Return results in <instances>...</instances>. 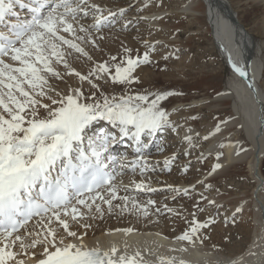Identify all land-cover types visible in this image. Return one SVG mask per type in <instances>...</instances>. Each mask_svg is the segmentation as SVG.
Segmentation results:
<instances>
[{
	"label": "snow or ice",
	"instance_id": "6c2138e0",
	"mask_svg": "<svg viewBox=\"0 0 264 264\" xmlns=\"http://www.w3.org/2000/svg\"><path fill=\"white\" fill-rule=\"evenodd\" d=\"M150 4L156 6L155 0H146L140 11ZM127 12L125 7L113 10L103 0H0V264H190L148 249L129 253L127 244L123 250L116 244L90 246L84 240L87 232L73 229L74 224L87 229L90 225L82 223L86 218H102L117 209L148 216L156 201L140 203L130 192L156 191L148 175L156 171L149 150L155 146L163 152L161 144H154L157 136L177 133L180 127L162 103L175 93L132 88L140 83L136 69L151 63L154 45L143 41L141 53L122 44L107 59H94L93 52H103L106 29L120 23L124 31L133 25ZM80 61L90 64L86 72L74 66ZM229 62L235 73L247 77L243 66ZM71 78L75 84L69 83ZM57 81L65 85L63 90ZM248 87L257 92L254 83ZM99 122L105 126L97 128ZM219 131L217 125L209 135ZM183 140L190 148L197 146L192 135ZM121 143L131 150V159L127 152L112 154V146ZM175 159V154L166 158L165 167ZM220 167L215 164L209 175ZM126 171L138 172L139 182H118ZM198 183L212 188L203 180ZM168 189L189 195L188 189ZM200 198L215 204L203 193ZM194 207L204 211L199 202ZM192 215L189 230L176 236L177 242L203 243L207 237L200 229L215 223L214 218L200 222Z\"/></svg>",
	"mask_w": 264,
	"mask_h": 264
},
{
	"label": "bare ground",
	"instance_id": "6f19581e",
	"mask_svg": "<svg viewBox=\"0 0 264 264\" xmlns=\"http://www.w3.org/2000/svg\"><path fill=\"white\" fill-rule=\"evenodd\" d=\"M170 1L173 0H164L165 3ZM144 2L146 0H130L127 3L128 5H124L128 9L127 18L134 20L133 25L124 30L127 33L131 32V35L121 31V25L117 23L115 29L118 31H112L111 33L114 38L113 40H108L109 44H111L109 46V53L114 54L116 50L121 51L122 44L133 49L145 50L143 41H148L149 44L154 45V51L151 52V55L158 58L159 52L156 53L155 49V46L158 44L164 43L165 47L169 46L171 50H175L181 46L186 52H191V42L196 38V35L204 34V38H212V53L218 51L223 63L232 69L230 81L222 86L223 80L220 78V74L207 72V74L199 76L194 75L189 79L193 82L187 85L183 79H176L177 76L181 75V72L168 70L169 68L167 70L161 68L164 70L162 76L167 77L163 80L167 91L175 92V95L169 96L162 103L166 109L189 103L190 106L186 107L187 113H192V111L188 110H195L197 112L199 109L212 108L209 117H206V121L204 120V125L194 121V118L190 114L187 117L179 118L177 121H174L176 117H172V121L177 125L181 124L176 135L172 134L173 132L171 131H167L166 138L171 133L172 135L170 136H176L180 140L176 141L181 142V147L186 148L187 151L194 154L196 149L190 148L183 140V136L185 134L192 135L193 141L203 139L204 136H209L208 140H204V146L199 150V154H195V157L199 155L197 157V165L207 174L211 172L215 164L219 163L221 167L211 175H207V184L213 185L209 191L199 187L198 191L193 193L194 195L189 193L190 195L184 197V200L178 204L179 212L183 214H181L180 220L174 221L166 217H160L161 219L158 220L159 217L155 216L152 220L145 221L146 218L154 216L153 209L149 207L148 216L135 212L136 218L134 220L131 219V221L128 219L127 221L124 218L127 214L133 217V212L125 211L122 214H116L119 217L115 218L116 220H114L113 225L110 223L101 225L109 220V214L105 213L102 218L96 217L93 220L92 225L94 226L86 231L87 235L84 237V240L90 246L96 245L97 242L102 248H109L113 244H116L122 250L125 244H127L129 253L137 249L141 251L148 249L158 255H174L178 258H183L189 261L190 264H231V261L241 259L243 264H264V239H262L264 238V178L259 172V162L264 156V124L261 121V117L264 115V89L262 87L264 81V60L261 59L264 56L262 51L264 47L262 44H258L256 36L249 32L241 22L239 14L231 0H185L183 4L173 6L170 10L168 8V10L159 9L154 11V9H146L140 11ZM106 6L113 10L123 7L120 4H117V6L116 4H106ZM154 16L162 17V19L153 20L152 17ZM167 16L188 18L189 20L185 27L193 26L194 24H198L200 27L196 28L197 33L195 35L189 36L187 42H178L179 36L175 32L180 31V29L174 30L177 29V26H167L164 24V19ZM138 17L140 19L137 21L136 18ZM143 26H146V28ZM150 29H157V32L154 33L155 31L152 32ZM149 30L152 33L148 32ZM165 51L167 52V49ZM95 55L97 59L102 58V54L95 53ZM230 59L246 69L248 74L246 78H241L233 71L232 64L229 62ZM163 64L161 60H156L155 65L158 67ZM74 66L82 72H86L90 67L89 64L80 65V62H76ZM152 80H145L146 82L144 83H151ZM250 82L254 83L257 88L255 94L248 87ZM56 83L61 90L65 88L63 83L59 81ZM69 83L75 84V78L69 79ZM199 87L202 88L198 90ZM85 88L87 90L86 86ZM200 91L204 92L201 94ZM180 94H183V99L179 97ZM257 96L259 100H257ZM222 121H226V123H222ZM104 124L101 125V122H99L96 127H103L105 126ZM217 125H219L220 131L216 132L215 135H209L215 131ZM188 129L192 131L188 132ZM196 133H199V136H196ZM160 136L158 135V138ZM173 147L175 148L176 145ZM112 149L119 150L116 147H112ZM166 150L170 151V149ZM176 151H180V149L171 150L170 153L172 154V152ZM123 152L117 156L123 155ZM129 154V159H131V153ZM168 154L166 153V155ZM180 155L182 153H179L177 156ZM207 158L211 160L208 163L204 162V159ZM242 167L247 168L248 176L254 182V187L251 191L249 193L244 191L247 189V187H244L240 188L243 192H237L236 194L221 193L215 195L214 192L219 191V183L211 179L218 176L223 181H230L233 177L241 178L242 171L238 172L236 176L230 173L228 169ZM157 170L160 169L157 168ZM162 170L165 171L166 169ZM130 172L126 171L123 176H119L117 181H125L129 177ZM185 177L178 179L180 181L176 183L171 182L172 180H168L167 182L169 184H178L180 188L182 186L185 189L184 186L192 185L194 182L193 180H186ZM151 181L156 183L153 179ZM200 193L208 196L211 200H215V204H212L214 209L216 207L221 208L220 214H223L226 220L229 219L232 213H238L251 222V225L240 224L236 229L230 228V230L224 233H219L218 236L216 234L214 236L217 239L216 241L223 242L230 235H234L237 238L249 236L248 241H241L236 244L231 242V244H228L229 253L211 249L198 240L195 245L188 244L187 242H177L175 237L186 231L193 220V216L189 217L186 214L190 212L191 208H195L194 205L197 202L199 204L202 202ZM136 196L144 198V195L140 193ZM104 207L107 208L106 205ZM237 208L241 210L237 212ZM118 211V209L115 210V212ZM211 213L212 210L207 212L206 218H201L197 209L195 219L199 221H203L202 219H204L205 221L209 219ZM127 228H131L133 231L131 233L116 231L117 229L122 230ZM73 229L76 230L77 228L73 227ZM172 229L175 231L173 232ZM79 232H85V228ZM229 239L231 240V238ZM185 247L187 251H171V249ZM145 255L149 259H155V255H148V253H145Z\"/></svg>",
	"mask_w": 264,
	"mask_h": 264
},
{
	"label": "rangeland",
	"instance_id": "374dc122",
	"mask_svg": "<svg viewBox=\"0 0 264 264\" xmlns=\"http://www.w3.org/2000/svg\"><path fill=\"white\" fill-rule=\"evenodd\" d=\"M105 1V2H104ZM130 0H103V2L105 4L108 5H112V4H120L123 7H126L124 5H128L127 3ZM185 0H173L170 1L168 3H165L164 0L162 2V6H159L161 3V0L158 2V0H155V5L153 6L152 4L149 5V8L147 10H159V9H167L173 6H179L181 4H183ZM234 8L236 9V11L239 14V18L241 20V22L246 26V28L249 30V32H251L252 34H254V36H256L257 38V42L258 44H262V46L264 47V0H231ZM189 19L188 18H177L175 16H167L164 19V24H166L167 26H177V29L174 30H179L180 31H176L175 34H177L179 36V40L178 42H187L189 36L191 35H195L197 32L198 27H200V25L198 24H194L193 26H188L185 27L187 25V21ZM182 25V27H181ZM144 28H146V26H143ZM183 29V30H181ZM152 32L156 33L157 29H150ZM148 31L150 33H152L151 31ZM117 32L118 30L115 29V27L111 28V29H106L104 31V35L106 37L105 41L102 43V48H103V52H93V56L94 59L96 60H103V59H107L108 58V54H109V46L111 44H109L108 40L112 39L113 40V36L111 32ZM167 31V30H166ZM125 32V31H124ZM127 33V32H125ZM128 35H131V32L127 33ZM174 35V34H172ZM204 35V34H203ZM203 35H196V38L191 42V47H192V51L191 52H186V50L184 48H182L181 46L176 48L175 50H171L169 48V46L165 47L166 45H164V43H161L159 46L156 45L155 49H156V53L159 52V57L155 58L150 54V59H151V63L148 64H142L140 65L135 72V75H138L140 77V83L139 84H135L132 86V88L134 90H138V91H167V88L165 86V84L163 83L167 77L162 76V73L165 69L167 70H175L177 72H181L180 76H177L176 79H183L185 81V84H190L193 81L189 80L191 79V77H193L194 75H203V74H207V72L210 73H218L220 74V78L223 80L222 82V86L227 84L230 79L232 78V69L227 67L220 56V53L218 51H216L215 53H212V48H213V44H212V38H204ZM163 41V40H162ZM164 49V50H163ZM167 49V52L165 51ZM116 50V49H115ZM158 50V51H157ZM162 50V52H161ZM119 50H116V52H114V54H116ZM141 53H143V51L140 49L139 50ZM264 53V49L262 50ZM95 53L97 54H102V58H95ZM175 53V55H174ZM166 54V55H165ZM175 58H173L174 56ZM165 57H167V59H165ZM202 57V58H201ZM184 58V59H183ZM181 59L183 60L181 62ZM202 59V60H201ZM262 60H264V56L261 57ZM156 60H161L162 61V66L158 67L157 65H155ZM174 60V61H172ZM89 63L84 62V61H80V65H87ZM90 65V64H89ZM165 65V67H163ZM162 68V69H161ZM155 73V75H154ZM186 74V75H184ZM157 75V76H156ZM156 78V79H155ZM152 80V82L150 83H144L146 82L145 80L149 81ZM87 87V86H86ZM263 89H264V81H263ZM202 87H199V89H201ZM121 86H116V91H120ZM107 91H112V88H107ZM194 91V90H192ZM201 94L204 92L200 91ZM175 93V92H173ZM175 95V94H174ZM173 96V95H172ZM178 97V96H177ZM181 99H183V94H180L179 96ZM185 108H184V106ZM189 103H184L182 104V106L179 107H170L169 109H167L169 112H171V117H176L174 118V121L179 120V118H183V117H187L189 114L191 115V117L194 118V121H196L197 123L203 124L204 125V120L206 121V117H209V114L211 112L212 108H207V109H199L197 112H195V110H188V111H192V113H187V108L189 107ZM199 119H203V120H199ZM172 120V119H171ZM181 124V123H180ZM179 124V125H180ZM174 135H176L177 133H172ZM171 133L169 134V136L166 138L167 132L162 134V136H160V138H156L155 143H159L161 144L165 149L163 152H157L155 149V146L153 148H151V151H149L150 155H149V159L150 162L156 165V171L149 173V178H150V186L154 189H156L155 192H141V195H144V198H142V196L137 197V193L135 192H130L131 195L136 196L138 201L141 203H146L147 200L152 199L156 201V204L154 206H150L151 209H153L154 212V216L152 217H148L145 219V221H149L152 220L155 216H158L160 220L163 217L166 218H170L172 220H180L179 218L182 217V213L179 212V208L177 207L179 203H181L184 200V197H186L185 195H183L182 193L177 194V193H173L172 191H170L168 189V185H172L174 187H178L180 188V186L178 184H169L167 181L168 180H172L171 182H178L182 177H185L186 180H193V184L192 185H186L184 186L185 189L189 190V193H191V195H194L193 193H195V191H198L199 187H202L204 190L209 191V189H205L201 184L198 183V181H205V183H207V181L205 180V177H207L206 172H204L203 170H201V167L199 165H197V157H195V154H199V150L204 146V139H200V140H195L194 143L197 145L195 148L192 149H196L194 154L190 152V155H185L184 152L187 151L186 148L181 147V142L179 143L176 136H170L172 135ZM178 140V141H176ZM203 144V145H202ZM176 145V147L174 148L173 146ZM172 148V149H171ZM180 149V151H176V152H172V154L170 153L171 150H177ZM166 149H170V151H167ZM114 150V149H112ZM121 152H116V155H119ZM166 153L168 155H166ZM179 153H182V155H179ZM175 154L176 157H178L177 159H175L174 161L171 162L169 167H165L164 161L166 158H170L171 155ZM220 154V152H219ZM166 156V157H165ZM190 156V157H189ZM119 157V156H118ZM160 159H158V158ZM221 158V157H220ZM211 160L209 158L204 159V162L208 163ZM260 163V174L262 175V177L264 178V156L262 157ZM160 169V170H157ZM162 169H166L165 171H163ZM186 169V170H185ZM228 171L234 175L237 176L238 172L242 171V175L241 178L240 177H233V179H231L230 181H223L219 176L212 178L211 180H216V182L218 181L219 183V191H215L214 194L218 195L221 193H227V194H236L237 192H243L240 188H244L247 187L246 192H250L251 189L254 187V182L252 181V179L248 176V170L247 168H229ZM129 172V171H128ZM129 177L124 181V184H130V181L132 179H136L138 182L141 179V177L139 176V173L137 172L135 175H133V173H129L128 175ZM132 176V177H131ZM152 176V178H151ZM166 178V179H165ZM154 180L156 183H154L151 180ZM211 180L209 179V181L211 182ZM119 182V181H118ZM264 184V183H263ZM195 185V189L193 190L192 186ZM213 187V185H212ZM180 189H183L182 186ZM239 190V191H238ZM241 190V191H240ZM121 195H124L125 193L123 191H121L120 193ZM190 195V194H189ZM173 196H175L176 198L173 199ZM188 196V195H187ZM209 198V197H208ZM167 205V208H165L164 206ZM200 207L204 209L203 212L199 211V214L201 218H206L207 217V212L212 210V213L209 215V218H214L215 223L210 224L209 227L205 228V229H200V235L202 237H207L205 239H203V243L204 245H207L208 247H210L211 249L217 250V251H223L225 253H229L230 251L228 250L229 245L231 244V242L234 244L239 243L241 241H248L249 236H240L239 238H237L234 235H230L228 236L229 238H231V240L229 238H226L223 242H220L219 240L216 241L217 239H215V235L218 236L219 233H224L227 230H230V228H238V226L240 224L243 225H251L249 219H247L246 217L244 218L242 214H238V213H232L229 217V219L226 220V217H223V214H220L221 208L216 207L214 209V206L212 204H209L207 201L202 200V202L200 203ZM159 208L160 211L157 212L156 209ZM210 208V209H209ZM213 208V209H211ZM168 209H172L173 211L169 212ZM177 210V211H176ZM193 211V212H192ZM197 212V208L194 209H190V212L186 214V216H193L192 214ZM120 212H113L111 214H109V220H107L106 222H104L101 225H105V224H112L115 222L114 220H116L115 218H118L116 216V214H119ZM182 214V215H181ZM161 217V218H160ZM198 217V218H199ZM136 215L135 213H133V217L130 214H127L126 217L124 218V220L126 219L128 221H131V219H135ZM95 218H86L82 223H87L90 225V227L92 228L94 225H92V222ZM141 219V218H140ZM157 219V218H156ZM142 220V219H141ZM203 221L200 222H204V219H202ZM208 219H206L205 221H207ZM199 221V220H197ZM95 222V221H94ZM102 223V222H101ZM98 224V223H97ZM221 225V226H220ZM99 226V224H98ZM220 226V227H219ZM74 228H77L78 231H81L82 229H84L83 227H80L78 225H73ZM90 227H88L87 229H85V231H87ZM222 227V228H221ZM190 227L187 228V230H189ZM219 228V229H218ZM221 228V229H220ZM220 230H222L220 232ZM172 231L174 232L175 230L172 229ZM215 240V241H214ZM199 241V240H198Z\"/></svg>",
	"mask_w": 264,
	"mask_h": 264
},
{
	"label": "water",
	"instance_id": "95a60500",
	"mask_svg": "<svg viewBox=\"0 0 264 264\" xmlns=\"http://www.w3.org/2000/svg\"><path fill=\"white\" fill-rule=\"evenodd\" d=\"M257 100H259L258 96H257ZM261 121H262V124H264V115H262Z\"/></svg>",
	"mask_w": 264,
	"mask_h": 264
}]
</instances>
